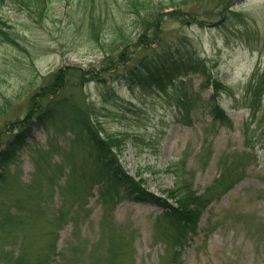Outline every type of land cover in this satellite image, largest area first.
Masks as SVG:
<instances>
[{
  "label": "rangeland",
  "instance_id": "374dc122",
  "mask_svg": "<svg viewBox=\"0 0 264 264\" xmlns=\"http://www.w3.org/2000/svg\"><path fill=\"white\" fill-rule=\"evenodd\" d=\"M66 2L52 0L36 21L0 1L17 40L0 43V151L56 71L69 69L70 81L37 100L48 120L32 122L3 171L0 264H173L176 254L181 264H264V0H151L159 14L141 20L126 0L102 14L79 0L62 11ZM88 17L94 30L81 26ZM184 46L200 68L167 91L123 81L146 48ZM215 80L225 88L218 100ZM218 107L230 124L215 119ZM89 109L102 136L121 139L117 158L149 193L191 186L212 199L195 231L102 186L108 171L82 127Z\"/></svg>",
  "mask_w": 264,
  "mask_h": 264
},
{
  "label": "trees",
  "instance_id": "16d2710c",
  "mask_svg": "<svg viewBox=\"0 0 264 264\" xmlns=\"http://www.w3.org/2000/svg\"><path fill=\"white\" fill-rule=\"evenodd\" d=\"M65 1L68 2H66L67 4L62 11H65L68 6L72 5L69 4V0ZM126 1L125 7L134 12L140 20L143 17L156 18L159 14L152 12L154 5L151 0ZM11 2L16 5L18 11L19 8L28 11L29 15L36 21L45 18L49 6L52 4V0H11ZM77 3L80 7L86 9V12H88V9L90 13L100 11L102 14L103 10L106 11L110 9L114 3H116L118 8H122V5L117 3V0H79ZM158 8L162 11V8ZM67 16L68 15H66V17ZM88 18V21L83 20L81 26H87L89 28L93 27L94 30L97 26L95 23L96 19H93L92 17ZM98 21H101V18H98ZM68 22H70V20H68ZM10 29L11 26H9L0 15V43L17 44V40L13 38ZM126 38L127 37L123 36L124 41ZM129 47L130 46L128 45L126 49ZM187 49L188 48L185 46L182 48L178 47L175 51L167 48L161 50L159 47L157 49L146 48L145 51L147 53L142 56V59L138 60V62H140L139 64H135L129 69L130 71L127 73L128 75L122 77L124 78L123 81L133 86L143 88L157 87L167 91L169 83L175 84L176 80L180 78L184 72H187L188 70L194 71L200 68V64L195 61L192 51H184ZM113 66L114 65H112V67ZM68 70L69 69L66 70L60 68L56 71L51 83L47 86H42L41 89L36 92V100L33 103L29 114L25 118L16 121L10 130V132L14 133L13 138L5 145V148L0 151V179H3V171L7 168V165L18 157L19 152L26 142L27 133L31 131L32 122L34 125H45L46 120H48L47 108L40 106L37 100H43L44 98L50 99L51 97L56 96L61 89L66 87L70 82L66 80ZM89 73L93 75V73ZM207 83L211 84L210 86L214 88L212 100H218L225 88L221 85L219 80H215L214 83L211 81ZM260 84L262 85L263 82L261 81ZM109 95H107V97ZM39 110L41 113H39ZM89 110L90 114L82 118V127L85 130L86 140L89 143L90 151L97 153L103 166L108 171V177L104 179V184L101 182L102 186L107 185L108 182H113L118 188H123L124 191H128L129 195L136 194L134 196L135 200L149 202L159 206L163 210L162 216L164 218L181 223L187 232L195 231L204 210L211 203L212 199L208 197V195H198L191 186H176L163 190V196L161 197L149 193L144 187L145 181L142 178L130 175L117 158L115 152L120 148L121 139L110 134L102 136L100 134L101 131L97 128V122L91 120V116L94 115L93 111L95 110ZM213 111L216 120H219L221 123L230 124V119L220 107L215 108ZM225 174L226 172L224 175ZM224 179L225 177L221 176L216 183H220ZM96 182L100 181L96 180L94 183ZM231 187L232 186H228L226 191ZM177 255L178 254L175 255L173 264H181Z\"/></svg>",
  "mask_w": 264,
  "mask_h": 264
}]
</instances>
